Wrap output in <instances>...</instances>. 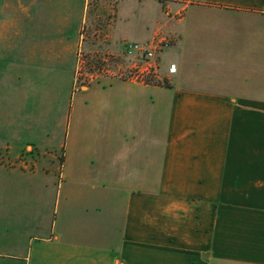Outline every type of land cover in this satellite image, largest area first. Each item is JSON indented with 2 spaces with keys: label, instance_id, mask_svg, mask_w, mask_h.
Instances as JSON below:
<instances>
[{
  "label": "crops",
  "instance_id": "obj_1",
  "mask_svg": "<svg viewBox=\"0 0 264 264\" xmlns=\"http://www.w3.org/2000/svg\"><path fill=\"white\" fill-rule=\"evenodd\" d=\"M86 1L77 22L72 0H0V264H264V0H156V84L75 88ZM44 77L63 92L47 131L17 122L12 84Z\"/></svg>",
  "mask_w": 264,
  "mask_h": 264
},
{
  "label": "rangeland",
  "instance_id": "obj_2",
  "mask_svg": "<svg viewBox=\"0 0 264 264\" xmlns=\"http://www.w3.org/2000/svg\"><path fill=\"white\" fill-rule=\"evenodd\" d=\"M81 4L82 0H72L71 5L76 15L75 17L71 18V21H73V19L77 20L78 16L80 15ZM117 6L118 10L126 17L122 23L120 21L118 22V29L121 32L123 31L126 39L119 41L118 45L120 46V50L114 52L106 48V44H108L109 42L111 43L109 34H107L110 30L109 28L107 29V27H109V24H111V21L113 20V14L115 13ZM13 7L18 8L15 10H19L18 0H12V8ZM158 8L159 5L157 4L156 0H87L85 22L82 25L80 34L81 40L79 41V44L77 45L75 51V68L77 66L76 53H79V48L81 53L80 58H82L85 64L82 63L79 65V69L81 68L80 71L82 73V76L77 79L76 83L74 81L75 88L89 83L95 84L96 81L94 79L89 81V79L85 77V74L88 73L94 75L96 73V69L102 63H104V67H109L110 69L115 71L116 68L123 62L121 52L122 42L124 40L144 41L146 40V38H150L149 36L151 34V31L156 26V28L158 29L162 27L164 21L159 19V17L161 18V16L157 11ZM13 20V31L20 30L21 27L27 26L26 23L23 24L22 21L24 20L21 21L19 16L15 17ZM155 20H158L157 25L154 24ZM67 35L71 37L70 34ZM166 37L169 36L166 35ZM57 39H59V35H57V33L41 34L26 32H15L11 35L10 38L13 47H18L25 44L41 43L42 41L43 43H46L50 42L51 40ZM18 53V49L13 51L14 60L20 59L19 55H16ZM15 67H17L18 69L22 68L23 70L27 71L35 70V75H38V77L40 78L42 77L41 72L39 71L40 67L36 65L13 66V68ZM206 68L207 67H202L201 69L204 71ZM43 80L44 81L42 82H37L31 81V79L28 78L27 81L24 80L18 83L13 82L12 84L13 86H21V84L23 86V95H21V97L19 98L20 102L17 99L18 97H15L14 99L17 101L15 103V106L19 107L18 111L20 113V116L17 118V122L29 125L34 123L38 126L44 125V127L46 128L45 131H47L49 127H53L57 123V116L54 115L56 111L55 108L58 107L61 103L63 99V92H61V95L58 93V97H55L57 95L55 83L49 80L48 77H44ZM104 80L101 79V82ZM100 86L102 85L100 84ZM57 87L58 92H60V90H62L61 85ZM13 108L15 107L13 106ZM15 116L16 115L13 114V118ZM38 126L33 127L34 129L38 128V131H32L33 137L39 139L46 138L42 135ZM30 134L31 131L29 132V135Z\"/></svg>",
  "mask_w": 264,
  "mask_h": 264
},
{
  "label": "built area",
  "instance_id": "obj_3",
  "mask_svg": "<svg viewBox=\"0 0 264 264\" xmlns=\"http://www.w3.org/2000/svg\"><path fill=\"white\" fill-rule=\"evenodd\" d=\"M171 39L161 33H157L148 40L144 41H123L121 56L123 62L116 70L109 67H104L102 63L94 75L85 74V77L90 80H95L100 83L102 80H119L143 85H150L157 82L159 73V57L164 49L169 47ZM79 53H76V68L74 72V81L82 76L79 65L84 63L80 58ZM106 62V61H105ZM85 64V63H84ZM171 71V67L169 68ZM86 84V85H90Z\"/></svg>",
  "mask_w": 264,
  "mask_h": 264
}]
</instances>
